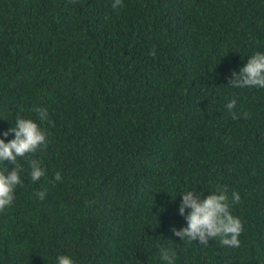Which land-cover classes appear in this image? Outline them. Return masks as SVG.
Instances as JSON below:
<instances>
[{"label": "trees", "instance_id": "1", "mask_svg": "<svg viewBox=\"0 0 264 264\" xmlns=\"http://www.w3.org/2000/svg\"><path fill=\"white\" fill-rule=\"evenodd\" d=\"M114 2L0 0V139L18 116L48 133L17 158L0 264H264V88L228 84L264 52V0ZM218 186L241 197L239 247L175 236L181 194Z\"/></svg>", "mask_w": 264, "mask_h": 264}, {"label": "clouds", "instance_id": "2", "mask_svg": "<svg viewBox=\"0 0 264 264\" xmlns=\"http://www.w3.org/2000/svg\"><path fill=\"white\" fill-rule=\"evenodd\" d=\"M122 6V0H115L112 7ZM155 55V51L150 53ZM233 88L260 87L264 88V52H256L250 56L246 64L240 68L239 72L232 71L228 82ZM236 106V99L230 100L226 108L233 119H237V114L233 109ZM41 123L48 121V113L44 108H37ZM249 113H242L243 118H248ZM51 123V121H49ZM9 133H14V138L5 142L0 139V163L4 161L13 165L9 171L7 166L0 170V212L11 206L14 202L15 189L22 184L20 173L21 166L17 164L18 157L27 154H34L47 146L48 133L45 129L30 118L17 117L15 127H10L2 135L7 137ZM32 181H38L45 175V169L41 166V161L32 159L29 161ZM62 179L60 172L55 174L54 180ZM38 198L43 200L45 192L41 191ZM179 206V213L184 216L187 222L186 227L180 229L172 228L175 236L182 241L198 240L200 244L208 245L209 240L220 239L223 246L239 247V236L243 232L241 220L231 213V204L238 203L241 199L239 193H231V201L227 191V186H218L215 191L201 198L195 189L184 192ZM185 209H189L185 215ZM176 253L169 248L160 249V258L166 264H174ZM57 264H76V261L69 255L61 254L57 257Z\"/></svg>", "mask_w": 264, "mask_h": 264}]
</instances>
